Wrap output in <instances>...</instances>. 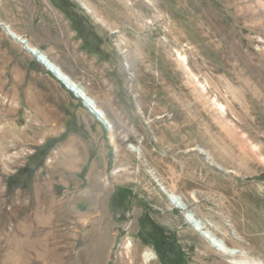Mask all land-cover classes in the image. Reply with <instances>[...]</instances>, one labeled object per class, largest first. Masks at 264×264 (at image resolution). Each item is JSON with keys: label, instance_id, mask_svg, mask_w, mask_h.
Returning <instances> with one entry per match:
<instances>
[{"label": "rangeland", "instance_id": "obj_1", "mask_svg": "<svg viewBox=\"0 0 264 264\" xmlns=\"http://www.w3.org/2000/svg\"><path fill=\"white\" fill-rule=\"evenodd\" d=\"M146 254L264 264V0H1L0 264Z\"/></svg>", "mask_w": 264, "mask_h": 264}, {"label": "bare ground", "instance_id": "obj_2", "mask_svg": "<svg viewBox=\"0 0 264 264\" xmlns=\"http://www.w3.org/2000/svg\"><path fill=\"white\" fill-rule=\"evenodd\" d=\"M0 2H1V0H0ZM3 26L5 27V30H6V32H7V34H8L9 36H11V37H12L13 39H15L17 42H19L25 50L31 52V53H32L37 59H38L39 56H41V55L44 53V52L40 51L38 48H36L35 46L31 45L30 41L27 40L24 36H22V35H20L19 33L13 31V29H12L9 25L3 24ZM33 52H34V53H33ZM44 54H45V53H44ZM37 56H38V57H37ZM45 58H46V57H45L44 55H42V57H40V61H41V62H43L42 60L46 61ZM45 64H46V69H48L49 71H51V70L54 69V73H55V74L58 73V75L61 76V73H60L58 70H56L53 66H51V65H48V66H47V63H45ZM63 76H64V75H62V77H63ZM64 81L68 84V83H69V78H68V80H67V79H64ZM69 85L71 86L70 83H69ZM86 100H88V99L86 98ZM173 182H174V181H173ZM171 186H172L171 189L173 190V192H176V189H177L176 184L172 183ZM194 193H195V192H193V191L191 192L192 195H194ZM194 200H195V201L197 200V197H196V196H195ZM88 217H89V216H88ZM204 217H208V216H204ZM210 218H211V217H210ZM219 218H220V217H219ZM211 219H212V218H211ZM65 221H67V220H65ZM219 225H220V226H219V230L214 229L215 233H216L217 235L221 236V237L224 239V241L226 242L227 245H233V244H234V242H233L234 240L229 238V235H228L227 232H225V233L220 232V230H223V225H221V222H220ZM221 226H222V228H221ZM241 235H242V234H241ZM238 236L241 237L242 239L245 238V237H243V235L240 236L239 233H238ZM232 240H233V241H232ZM235 242H236V241H235ZM247 242H248V240H247ZM202 245H203V246H202V250H203L204 253L210 254V253L212 252V249H211V247H210L209 245L204 244V243H203ZM237 245H238V244H237ZM240 245H241V244H240ZM153 260H154V259H152V258L150 257L149 254H146V255H145V262H144V264H155V262H154Z\"/></svg>", "mask_w": 264, "mask_h": 264}, {"label": "water", "instance_id": "obj_3", "mask_svg": "<svg viewBox=\"0 0 264 264\" xmlns=\"http://www.w3.org/2000/svg\"><path fill=\"white\" fill-rule=\"evenodd\" d=\"M34 53V52H33ZM38 57V56H37ZM40 57H42V55L41 56H39L38 57V59L40 60ZM43 62H44V60H42ZM52 66V65H51ZM58 75V74H57ZM60 76V75H59ZM64 79H67L68 80V78L66 77H62V76H60V80L64 83V84H67L65 81H64ZM67 86H68V88H70L71 86L69 85V84H67ZM83 99V98H82ZM85 101H88V100H86V99H84ZM97 113V112H96ZM99 115V114H98ZM100 119H103V118H101V116H100Z\"/></svg>", "mask_w": 264, "mask_h": 264}, {"label": "built area", "instance_id": "obj_4", "mask_svg": "<svg viewBox=\"0 0 264 264\" xmlns=\"http://www.w3.org/2000/svg\"><path fill=\"white\" fill-rule=\"evenodd\" d=\"M0 6H1V2H0Z\"/></svg>", "mask_w": 264, "mask_h": 264}]
</instances>
